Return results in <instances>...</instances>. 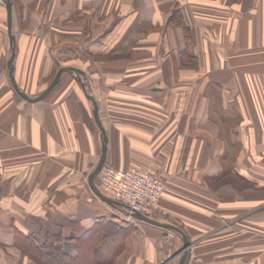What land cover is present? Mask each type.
<instances>
[{
    "label": "crops",
    "instance_id": "0c3cea01",
    "mask_svg": "<svg viewBox=\"0 0 264 264\" xmlns=\"http://www.w3.org/2000/svg\"><path fill=\"white\" fill-rule=\"evenodd\" d=\"M11 1L18 86L37 95L30 82L58 64L81 73L16 104L0 0V264H42L21 232L81 262L100 237L120 246L112 264L179 261L180 232L91 190L102 135L86 93L104 165L164 182L145 213L184 233L182 264H264V0Z\"/></svg>",
    "mask_w": 264,
    "mask_h": 264
},
{
    "label": "built area",
    "instance_id": "2783aa9c",
    "mask_svg": "<svg viewBox=\"0 0 264 264\" xmlns=\"http://www.w3.org/2000/svg\"><path fill=\"white\" fill-rule=\"evenodd\" d=\"M97 185L105 195L118 200L128 213L147 212L160 199L165 187L152 172L134 164L123 168L104 165L98 173Z\"/></svg>",
    "mask_w": 264,
    "mask_h": 264
},
{
    "label": "water",
    "instance_id": "95a60500",
    "mask_svg": "<svg viewBox=\"0 0 264 264\" xmlns=\"http://www.w3.org/2000/svg\"><path fill=\"white\" fill-rule=\"evenodd\" d=\"M4 4H5V8H6V15H7V17H6V25H7V31H8V36H9V42H10V54H9V57H8V59L6 61V67H7V70H8V76H9V79H10V83H11L13 89L15 90V92L21 98H23L24 100L30 101V102H34V101L40 100L43 97H45L56 86V84L59 82L61 74L63 72L69 71V72L74 73V71H75L77 73H81V71L78 68L74 67V66H60L56 70V72H55L54 76L52 77V79L50 80V82L46 85V87L41 92H39L35 96H30L27 93H25L18 86V84H17V82L15 80L14 68H13V64H12L13 58H14V55H15L14 34L12 32V1L11 0H4ZM76 77L80 81L83 89L85 90V85H84L83 80L80 78V76H76ZM86 95L92 101V104H93L92 114H93L94 120H95L99 130L101 131V135H102V144H101L100 156H99V158H98L93 170L88 175V184H89L91 190L94 192V194L97 197H99L102 201H104V202H106V203H108V204H110L111 206H114V207L118 206V205L121 206V203L118 200H115L112 197H109V196L105 195L96 186V184L94 182V178L98 175V173L100 172V170L103 167L104 162H105L107 139H106V136H105V131H104L102 122H101V120L99 118L97 102L94 99V97L91 96L90 94L86 93ZM128 215H130V216H132V217H134L136 219L148 222V223H152V224H155V225H158V226H162V227L172 228V229H175L178 232H180L182 234V236H183V247H182V249L179 252V253H181V256L179 258V261L176 264H182L184 262L186 249L190 245V243L187 240V238L184 235V233L179 228H177L176 226L171 225L169 223L158 221V220L150 217L149 215H147L146 213L141 212V211L129 212Z\"/></svg>",
    "mask_w": 264,
    "mask_h": 264
},
{
    "label": "trees",
    "instance_id": "16d2710c",
    "mask_svg": "<svg viewBox=\"0 0 264 264\" xmlns=\"http://www.w3.org/2000/svg\"><path fill=\"white\" fill-rule=\"evenodd\" d=\"M60 66L57 67V69ZM56 69V70H57ZM66 72V71H65ZM64 73V72H63ZM51 80V79H50ZM48 84V83H47ZM58 84V83H57ZM17 94V93H16ZM18 95V94H17ZM19 96V95H18ZM20 97V96H19ZM21 98V97H20ZM98 176V175H97ZM22 236V240L18 245L21 249L27 250L32 253V257L37 261H40L42 264H112L114 255L117 251L120 250V246L117 245L114 240H100V238H96L94 243V251L95 257L83 259L81 262V258L77 259V256L70 257L63 252H61L59 246L56 244L59 239H55L53 237L47 236L43 242H39L31 234L20 233ZM114 248L109 251H106L105 257H101L98 255V252L103 253L101 250H104L106 247ZM104 248V249H103ZM108 256V257H107Z\"/></svg>",
    "mask_w": 264,
    "mask_h": 264
},
{
    "label": "rangeland",
    "instance_id": "374dc122",
    "mask_svg": "<svg viewBox=\"0 0 264 264\" xmlns=\"http://www.w3.org/2000/svg\"><path fill=\"white\" fill-rule=\"evenodd\" d=\"M58 66H60L59 64L57 65V66H53V68H52V72H50L51 74L49 75V79L47 80V81H31L30 82V85H31V89H30V91L32 92V93H35V94H37V93H39V91H41L46 85H47V83H49L50 82V79L53 77V75H54V73L56 72V69H57V67ZM1 72L3 73V79H4V82H5V84H6V87L10 90V91H12L13 93H14V97H15V100H16V104H28L26 101H24L22 98H20L17 94H16V92L13 90V87L11 86V84H10V81H9V78H8V75H7V69L6 68H3L2 70H1ZM67 73H68V71H67ZM67 73H63V78H69V75H66ZM73 76V75H72ZM73 78H74V76H73ZM63 81H61V84H62V82H64V80L65 79H62ZM65 83H63V85H64ZM62 85V86H63ZM60 84L59 85H57V87L56 88H60ZM61 86V87H62ZM34 88H36L35 90H34ZM46 99V98H45ZM87 105L89 104V103H86ZM91 113V112H90ZM92 114V113H91ZM91 120H92V116H91ZM93 121V120H92ZM94 126H95V130H98V128H97V126H96V124H95V122H94ZM94 165H95V163H94ZM97 177L98 176H96L95 177V179H97ZM96 181V180H95Z\"/></svg>",
    "mask_w": 264,
    "mask_h": 264
}]
</instances>
